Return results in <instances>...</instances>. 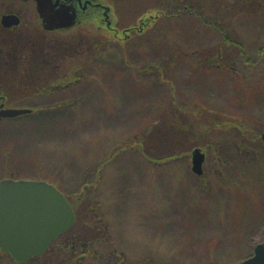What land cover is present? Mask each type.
I'll return each instance as SVG.
<instances>
[{
	"label": "rangeland",
	"instance_id": "374dc122",
	"mask_svg": "<svg viewBox=\"0 0 264 264\" xmlns=\"http://www.w3.org/2000/svg\"><path fill=\"white\" fill-rule=\"evenodd\" d=\"M99 1L109 28L93 20L49 34L38 72L8 80L13 107L32 114L0 122V181H44L71 202L100 200L113 245L98 247H115L116 264L251 258L264 242V146L254 142L264 132V0H199L187 9L184 1ZM157 64L164 81L138 72ZM48 84L56 90H40ZM195 105L230 116L226 130L209 134L215 147L197 143L203 177L192 172L196 148L166 164L129 149L170 107ZM242 142L253 145L238 149Z\"/></svg>",
	"mask_w": 264,
	"mask_h": 264
},
{
	"label": "trees",
	"instance_id": "16d2710c",
	"mask_svg": "<svg viewBox=\"0 0 264 264\" xmlns=\"http://www.w3.org/2000/svg\"><path fill=\"white\" fill-rule=\"evenodd\" d=\"M182 1H184V9H187L188 6H199V0H171L169 3L172 5ZM32 51L34 54L38 53L40 57L43 54L40 47L38 52L37 48H32ZM163 68L164 66L158 64L150 65L145 69H139L138 72L144 75H156L164 81L166 74ZM20 80L23 81V79ZM11 82L15 81L11 80ZM37 89V87L34 88L32 92L34 94L40 93ZM41 91L46 92L47 90L44 88ZM24 97L27 98V96ZM181 108L170 107L159 126L154 129L153 127H147V130L132 138V145L129 149L137 147L147 161L152 164L155 162L166 164L167 161L179 160L182 156L190 153L192 149L199 147L200 145L197 144L199 141L208 140L207 147H215L217 142L208 139L209 134L217 129L226 130L230 126V116L227 114L213 111L202 105ZM243 130L245 132L249 131L246 128H243ZM251 140L254 141L253 137ZM257 140H261V135L254 142ZM245 144L249 148L250 145H253L252 143L249 145L248 142H242L241 145H238V149ZM128 146L129 144L123 146L122 150L125 151ZM97 178L101 182L102 176L98 175ZM84 191L86 192V189ZM77 193L81 194L80 192ZM73 202L78 203V205H73ZM70 204L76 212L77 220L69 231L53 241L42 257H34L27 263H17L6 253L10 260L9 264H116L112 259L118 258V260H121L123 257L118 254L119 252L115 247L112 246L109 250L104 251L98 247L104 242L113 245L108 225L103 220L105 215L103 203L100 200H87L85 196L83 198L76 196L75 201Z\"/></svg>",
	"mask_w": 264,
	"mask_h": 264
},
{
	"label": "water",
	"instance_id": "95a60500",
	"mask_svg": "<svg viewBox=\"0 0 264 264\" xmlns=\"http://www.w3.org/2000/svg\"><path fill=\"white\" fill-rule=\"evenodd\" d=\"M39 6L48 0H35ZM46 1V2H45ZM29 109H8L2 117L29 114ZM264 146V132L261 135ZM206 155L192 151V172L204 174ZM76 223L75 212L54 185L44 181L6 179L0 181V248L19 263L41 257L51 242ZM239 264H264V242L255 247L254 255Z\"/></svg>",
	"mask_w": 264,
	"mask_h": 264
},
{
	"label": "flooded vegetation",
	"instance_id": "af4514ba",
	"mask_svg": "<svg viewBox=\"0 0 264 264\" xmlns=\"http://www.w3.org/2000/svg\"><path fill=\"white\" fill-rule=\"evenodd\" d=\"M109 19L107 6L99 0H48L42 6L35 0H0V122L9 119L2 117V112L18 109L13 107L16 99L10 93L8 80L11 82L15 74L28 69L38 72L40 56L34 54L32 48H37L38 52L40 43L49 34H63L93 20L109 28ZM26 58L30 59L28 63ZM8 75L14 76L8 78ZM44 88L48 93L56 90L53 84L43 85L37 90Z\"/></svg>",
	"mask_w": 264,
	"mask_h": 264
}]
</instances>
